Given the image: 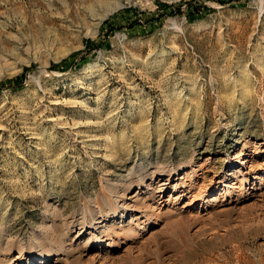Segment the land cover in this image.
Returning <instances> with one entry per match:
<instances>
[{
  "label": "rangeland",
  "instance_id": "rangeland-1",
  "mask_svg": "<svg viewBox=\"0 0 264 264\" xmlns=\"http://www.w3.org/2000/svg\"><path fill=\"white\" fill-rule=\"evenodd\" d=\"M101 1L0 0V264H264V0Z\"/></svg>",
  "mask_w": 264,
  "mask_h": 264
},
{
  "label": "bare ground",
  "instance_id": "bare-ground-1",
  "mask_svg": "<svg viewBox=\"0 0 264 264\" xmlns=\"http://www.w3.org/2000/svg\"><path fill=\"white\" fill-rule=\"evenodd\" d=\"M98 3L99 4L97 7V13L92 14L94 19L97 20V21H95L96 22L95 24H98L101 21V19L104 18L109 12L113 11L114 9H116L120 6H123V4H124L123 0H104V1H101ZM244 162H246V160L244 158L242 160H240L241 164H243ZM44 261H45V257L42 258L41 263H43Z\"/></svg>",
  "mask_w": 264,
  "mask_h": 264
},
{
  "label": "trees",
  "instance_id": "trees-1",
  "mask_svg": "<svg viewBox=\"0 0 264 264\" xmlns=\"http://www.w3.org/2000/svg\"><path fill=\"white\" fill-rule=\"evenodd\" d=\"M160 4L161 5H164V3L163 2H160ZM193 11H188V14L190 15L189 17L191 18V19H194L195 18V16L193 15V13H192ZM196 17H198V16H196ZM62 62H64V60L62 61ZM19 78V77H18ZM16 80H18L17 78H16Z\"/></svg>",
  "mask_w": 264,
  "mask_h": 264
}]
</instances>
